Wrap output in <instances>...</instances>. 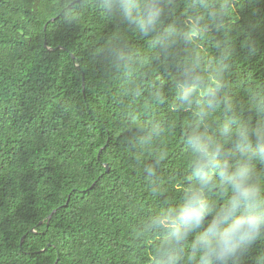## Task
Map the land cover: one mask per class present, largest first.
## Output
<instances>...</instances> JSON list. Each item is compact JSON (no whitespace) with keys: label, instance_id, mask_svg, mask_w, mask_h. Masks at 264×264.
<instances>
[{"label":"trees","instance_id":"obj_1","mask_svg":"<svg viewBox=\"0 0 264 264\" xmlns=\"http://www.w3.org/2000/svg\"><path fill=\"white\" fill-rule=\"evenodd\" d=\"M187 2L177 0L179 10ZM210 2L232 9L224 27L174 52L181 60L199 56L205 73L220 49L232 52L220 93L231 111L209 110L201 123L195 104L174 108L172 80L183 69L165 70L104 0H0V264H155L170 237L150 221L184 199L193 159L186 136L207 127L224 140L231 164L232 138L220 137L225 118L264 120L257 110L264 104V0ZM116 46L136 63L116 66L107 56ZM204 195L218 207L230 193L213 187ZM193 239L179 264H196ZM261 256L264 237L242 264Z\"/></svg>","mask_w":264,"mask_h":264},{"label":"clouds","instance_id":"obj_2","mask_svg":"<svg viewBox=\"0 0 264 264\" xmlns=\"http://www.w3.org/2000/svg\"><path fill=\"white\" fill-rule=\"evenodd\" d=\"M103 6L148 41L151 52L155 53L153 59L165 70L183 69L171 85L180 102L174 105L176 110L188 111L195 104L201 123L210 114L209 110L214 112L223 106L226 113L231 111L230 101L220 94L226 83L223 73L228 67L224 61L230 59L231 50L220 49L211 73L204 72L199 56L181 60L174 52L182 44L207 39L213 26L221 30L222 18L231 16L232 9L224 4L217 9L210 0H188L183 10H179L177 0H104ZM244 46L249 48V55L258 54L255 41L248 39ZM107 56L116 66L136 63L133 53L124 46L109 47ZM147 62L141 59L139 64ZM257 110L264 111V104ZM233 124H237L235 130ZM198 129L199 125L186 136L193 159L182 203L150 221L170 237L156 253L155 264H179L184 259L189 236H194L190 259L196 264H229V261L242 264L253 245L264 237V171L257 167L264 168V120L253 125L238 123L234 115L225 118L220 137L232 138L231 164L224 154V140L210 136L207 127L203 132ZM144 171L152 177L155 167L145 166ZM213 187L230 193L218 207L204 195L205 189ZM210 214L212 219L206 221ZM257 264H264V256L258 258Z\"/></svg>","mask_w":264,"mask_h":264},{"label":"water","instance_id":"obj_3","mask_svg":"<svg viewBox=\"0 0 264 264\" xmlns=\"http://www.w3.org/2000/svg\"><path fill=\"white\" fill-rule=\"evenodd\" d=\"M45 44H46V41H45ZM56 211H57V209H54V210L50 213V215L48 216V223L50 222V219L52 218L53 214H54ZM32 231H34V228L32 229ZM24 239H25V235H24V236L22 237V239H21V244H23Z\"/></svg>","mask_w":264,"mask_h":264}]
</instances>
